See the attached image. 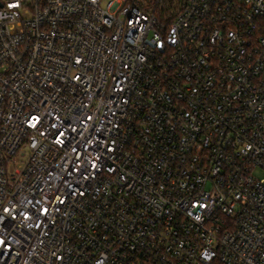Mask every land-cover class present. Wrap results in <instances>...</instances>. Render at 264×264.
<instances>
[{
    "label": "built area",
    "instance_id": "built-area-1",
    "mask_svg": "<svg viewBox=\"0 0 264 264\" xmlns=\"http://www.w3.org/2000/svg\"><path fill=\"white\" fill-rule=\"evenodd\" d=\"M264 0H0V264H264Z\"/></svg>",
    "mask_w": 264,
    "mask_h": 264
},
{
    "label": "rangeland",
    "instance_id": "rangeland-1",
    "mask_svg": "<svg viewBox=\"0 0 264 264\" xmlns=\"http://www.w3.org/2000/svg\"><path fill=\"white\" fill-rule=\"evenodd\" d=\"M255 175L256 176H258V177H260V178H263L264 177V171H262V170H256L255 171Z\"/></svg>",
    "mask_w": 264,
    "mask_h": 264
}]
</instances>
